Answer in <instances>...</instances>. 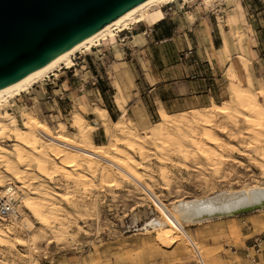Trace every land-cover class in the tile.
Segmentation results:
<instances>
[{"label": "rangeland", "instance_id": "374dc122", "mask_svg": "<svg viewBox=\"0 0 264 264\" xmlns=\"http://www.w3.org/2000/svg\"><path fill=\"white\" fill-rule=\"evenodd\" d=\"M149 12L144 21L75 53L70 68L57 67L49 78L0 106L16 116L20 127L24 111L39 117L48 138L61 135L76 147L72 149L78 160L85 157L86 147L84 136L73 126L76 113L82 115L86 136L96 146L110 142L99 118L101 109L111 106L115 113L110 118L116 120L122 115L119 102L125 104V119L137 133L150 132L147 158L134 153L138 164L128 177L107 181L105 162L99 166L101 172L74 180L51 165L45 176L31 162L33 173L23 179L25 184L1 165L5 173L0 195L14 187L19 218L0 217V227L11 230L0 240V264H197L187 238L195 241L206 264H262L247 253L254 254V237L264 234V210L182 226L185 230L147 226L180 199L264 185V142L256 156V141L244 125L235 133L230 123L229 131H217L219 148L229 157L217 165L211 164L217 160L202 157L186 161L180 154V138H190L188 131L192 135L193 129L172 131L176 141L169 138V143L160 140L159 131L161 106L180 115L209 109L214 101L219 106L234 101L236 75L240 86L254 83L257 91L264 89V0H174ZM186 81H194L191 89ZM186 90L188 98L177 101ZM62 124L65 129L58 132ZM95 134L102 136L94 139ZM2 143L13 147L12 141ZM201 146L217 148L212 140ZM162 166L169 171L166 179L160 174ZM45 192L54 202L42 209L50 218L48 225L26 206L36 198L41 201L39 195Z\"/></svg>", "mask_w": 264, "mask_h": 264}, {"label": "bare ground", "instance_id": "6f19581e", "mask_svg": "<svg viewBox=\"0 0 264 264\" xmlns=\"http://www.w3.org/2000/svg\"><path fill=\"white\" fill-rule=\"evenodd\" d=\"M172 1L174 0H147L132 12L61 53L46 66L33 71L19 81L0 90V106L3 102L6 104L9 101V98L19 96L22 92L29 91L30 88L43 80L44 77L57 67L62 69L64 67L73 66L75 61L72 59V56L78 51L84 48L89 50L92 49L94 45H100L101 40L113 36L115 31L122 32L131 28V25L144 21L147 16H150V9L154 11ZM62 64H64V66ZM232 82V92L235 100L229 102L227 105L225 104V106H219L214 101L212 107L209 109L201 111L192 110L181 113L180 115L171 114L165 107L161 106L159 110L161 118L159 129L161 136L160 140L166 142L171 138L169 140L176 141V139H173L174 137H171L173 134L172 131L181 129V133L182 130L186 129L184 127H189L193 129L194 134L191 135L190 131H188L190 134H188V137L190 138H184V141L180 138V144L181 146H184L183 148L181 147L180 154L185 157L186 161H195L202 157L207 162L217 160V163H211L217 165L220 163L222 164L229 159V157L219 148L221 141L217 137V131H226L228 129V123H230L232 126L231 130L235 133L234 131L241 130L244 125L247 133L256 141L255 155L257 156L262 150L261 146L264 142V101L261 98L264 96V89L257 91V89H254L253 87L254 83L253 85L250 84V86H240L237 75L235 76V79L233 78ZM122 103L123 102H119L122 115L116 120L110 118L109 111L106 107H103L99 114L104 130L110 137L109 145L107 144L105 147L96 146L92 141V138L90 140L88 139V134L86 136V125L82 115L76 113L73 116V126L77 128L78 135H81V137L84 136L82 138L85 140L83 143L85 142L86 150L84 153L85 157L83 160L80 159L82 161L78 160L79 158L77 159L74 155L72 149L74 145L72 146V144L62 139L61 135H59L61 138L51 139V137L49 139L44 132V126L41 119L36 115L24 111L23 127H20L18 120L13 113L6 108H1L0 167L1 165L5 166L4 170L8 174L14 175L20 182L24 181L23 179L25 178H29L33 173L31 162L36 163L37 170H39L38 172H40V174L42 173L45 175L48 173V167L51 165L52 170L55 169V171L57 170L59 173H61V170L66 176L68 175L73 178V180L74 178H81L83 175L87 176L91 173H96V171L99 170L100 164L103 162H105L106 166L103 165L105 169L104 171L102 170V172L107 181L116 179L115 177H128V175H134V172L132 171L133 169L131 170V168L138 164L134 153L138 152L143 160L147 158L144 149L147 147L146 142H150V132L147 131L143 134L137 133L133 125L126 121V107L124 106L125 104L122 105ZM220 117L223 118V121L220 120ZM110 123L112 126H110ZM200 127L202 128L200 129ZM64 129L65 126L62 124L58 129V132L63 131ZM6 140L12 141V148H8L2 143ZM87 140H89V143L91 141L90 146L88 145ZM211 140L212 143L214 141V145L217 147L216 149L210 150L207 146H201L202 143H211ZM161 141L156 144L157 147L161 146ZM170 149L171 148H169L168 151H170ZM83 164L85 165L84 168L82 167ZM162 165H164V162H162ZM81 168L84 169V172H82ZM160 171L163 179H166L169 171H167L164 166H162ZM2 172L3 171H0V179L5 173ZM26 181L27 180L22 183H25ZM33 191L32 193H39L38 189L34 192ZM1 193L4 197V194H7L8 192L5 191ZM39 196L42 199L41 201H36V198V200H31V202L28 201L29 203L27 202L28 204H26V206L35 214L41 223L48 225V220L50 218L44 214L42 209L47 205L50 207L49 204L53 201L48 192L40 194ZM56 198L58 199V197ZM53 203L52 205H54ZM250 210H264V185H254L236 190L218 191L214 194L202 197L180 199L173 209L169 208L163 212L159 218L152 219L148 223L149 226H147V228L151 227L154 228V230H158L177 227L175 220H177L181 226H189L211 221L215 218L233 217L240 212ZM52 216H54L53 213ZM18 218L19 215H16V219ZM6 230L0 227V240L9 237L8 232L10 229L8 231Z\"/></svg>", "mask_w": 264, "mask_h": 264}, {"label": "water", "instance_id": "95a60500", "mask_svg": "<svg viewBox=\"0 0 264 264\" xmlns=\"http://www.w3.org/2000/svg\"><path fill=\"white\" fill-rule=\"evenodd\" d=\"M147 0H0V90Z\"/></svg>", "mask_w": 264, "mask_h": 264}, {"label": "built area", "instance_id": "2783aa9c", "mask_svg": "<svg viewBox=\"0 0 264 264\" xmlns=\"http://www.w3.org/2000/svg\"><path fill=\"white\" fill-rule=\"evenodd\" d=\"M65 68H70V67H65ZM50 74L51 73H49L47 75L48 78L50 77ZM45 78L46 77H44V80H45ZM12 188H13L12 191H10L8 194H6V197H3L2 193L0 195V217L3 219H6V218L12 217V216H16L19 214L18 205H17L16 199H15L16 191L14 190V187H12ZM153 203H154V201H153ZM155 208H156V206H155ZM175 222H176V224H177L176 226L178 228L182 227L181 224L179 222H177V220H175ZM182 230H185V229L182 227ZM187 239L189 240V242L191 243V245L195 251L196 263L197 264H206L205 258L203 256L202 252L200 251V249L198 248L197 244L195 243V241L193 239L192 240L189 238H187ZM252 248L254 250V254H251L248 252L247 258H249L252 261H255L256 259H258L259 262L262 261V264H264V234H260V235H257L254 237V243L252 245Z\"/></svg>", "mask_w": 264, "mask_h": 264}, {"label": "crops", "instance_id": "0c3cea01", "mask_svg": "<svg viewBox=\"0 0 264 264\" xmlns=\"http://www.w3.org/2000/svg\"><path fill=\"white\" fill-rule=\"evenodd\" d=\"M154 22H157L156 20L154 21ZM186 86H187V88H189V89H191V87L193 86L192 84H194V81H186L185 83H184ZM192 94H199V91H197L196 93H193L192 91H190ZM180 95H177L176 96V100L178 101V100H182V99H184V98H188V95H190V93H189V91L188 90H186L184 93H179ZM184 94V95H183ZM202 95V94H201ZM167 101H163V100H161V103H166ZM168 102H170L169 100H168ZM107 109H108V111H109V116H111L112 117V114H114L115 113V111H114V109L110 106V109L108 108V106L106 107ZM101 137L102 135H99V134H95L94 135V139L95 138H98V137Z\"/></svg>", "mask_w": 264, "mask_h": 264}, {"label": "trees", "instance_id": "16d2710c", "mask_svg": "<svg viewBox=\"0 0 264 264\" xmlns=\"http://www.w3.org/2000/svg\"><path fill=\"white\" fill-rule=\"evenodd\" d=\"M108 108L110 109V107L108 106Z\"/></svg>", "mask_w": 264, "mask_h": 264}]
</instances>
